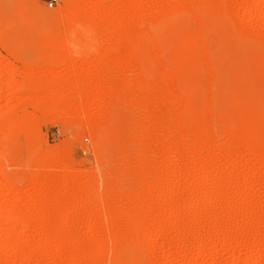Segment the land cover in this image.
I'll use <instances>...</instances> for the list:
<instances>
[{
  "label": "rangeland",
  "instance_id": "374dc122",
  "mask_svg": "<svg viewBox=\"0 0 264 264\" xmlns=\"http://www.w3.org/2000/svg\"><path fill=\"white\" fill-rule=\"evenodd\" d=\"M137 1L141 11L138 13L126 12L127 25L130 24L126 27L129 29H126V32H132L136 23H142L144 27H147L151 22L162 19L165 11L159 9L160 2L172 4L176 0H132L134 3ZM185 1H187V7L179 9V17L182 22L174 29L175 31L169 38L162 35L161 29L151 28L152 45L149 44L148 49H150L145 53L150 56L151 65L149 68L151 70L145 68L144 70L147 71L144 72L128 62L129 57H124L126 52L124 48L121 49L124 51L123 57L119 55L123 65L119 63L120 59H116L114 62H118L120 67H125V63H130L126 65V67L128 66L126 69L122 68L121 70L115 64H112L114 68L112 66L110 70L108 67H104L107 70L97 67L93 61L95 56L97 57L95 55L96 47L89 38H84L79 44H74L69 55L65 56L66 59L64 57V60H61L60 57L53 59L50 54L54 48L52 39L54 27L52 22L38 13L35 5L39 4L48 12H55L63 7L62 0L53 8H48L49 0H0V124L2 125V127L0 125V130L6 126L8 120H11V114H13L12 120L18 117V122L19 117L22 120L23 116L27 115L24 116L25 121H29L30 128L34 125L32 131L28 132L30 135L24 132L23 127L21 133L18 130L24 119L22 123L21 120L19 123L17 121V123L12 121L10 123L9 121V127L11 124L12 126L17 124L18 127L19 124L18 128L11 126V129L6 126V130L0 131L1 213L14 210L22 217H27L30 216L29 212L32 214L41 212L47 207L46 204L36 203L33 199L28 201L26 198L24 201V195L31 193V190L33 192L34 184L31 183L33 171L30 169H33L37 163L40 164L37 162L39 161L37 159L40 158L39 153L41 155L45 153L47 159H54L57 155L65 153L63 161L80 172L81 176L77 180L80 184L86 185L88 195L94 193L92 187L96 185L99 193L104 194L105 176L110 174L109 170L111 173L112 171L115 173L110 176H115L112 191L116 194H112L109 198L107 203L109 209L108 206H103L102 209L100 206L104 203L99 206V203L95 202L92 203L94 212H92L91 220H88L83 208L67 215L66 222L75 225L76 228L69 230L65 242L67 243L66 247L55 248L58 235L54 228L59 223L55 225L54 221L60 222L59 213H57L59 215H55L56 219L51 226H48L50 231L45 232L46 234L38 231L35 227H30L23 233L15 232L21 239L27 236L32 250L38 254L37 260L30 264H264V161L254 158V154L251 155L250 151H247L245 146L238 142L239 140L230 136L231 134H227V130L224 131L229 123H235L236 119H234L235 121L230 120L233 118L232 116L239 115L241 118L237 119V124L241 122L243 130L250 133L251 140L261 146L264 142L262 141L264 140L262 139L264 138V134H262L264 133V108L261 106L264 105V101H262L264 100V1L259 0L255 8H248L244 0H226L227 12L223 14L215 13L217 11L213 12L210 6L207 10L204 6L206 0ZM112 2V0H103L101 4H106V6L100 5L92 12L105 16V7L112 5ZM203 10H207V12ZM129 26L130 28H128ZM132 27L133 29H131ZM238 34L242 38H239ZM130 59L132 60L131 57ZM102 70L104 71L102 72ZM99 71L106 76L113 74L117 75V78L125 77L126 79L139 77V74L142 77L143 72L150 79L155 77L153 81L156 79L161 87L159 89L164 90L163 93L168 91L172 94L168 93L166 97L162 96V99H165L161 106H164L169 95L172 96L168 98L172 100L167 99L168 102L172 101L168 106L170 113L168 116L163 114L168 123L164 121L165 118L162 119L164 122L159 123V125L162 123L161 126L157 125L160 129L156 126L157 130L155 131V128L151 132L153 137L149 140L151 144L158 146V142H162V140L160 142L161 138L168 139L167 137H169L167 141L163 140L165 143L162 142V144H168L167 146L170 148H175L176 145L182 150V154L180 153L176 158L177 164L174 173V178L180 181L179 186L185 188L182 193H176L177 188H172L167 179L160 178L163 176L162 167L165 166L162 156L166 154L165 147L167 146L164 147L160 144L161 146L158 147L163 146L164 148H158L156 151L153 144L152 146L150 144L153 150L151 149V152L147 150L149 153L146 151L152 165L155 163L154 167H161L162 170L158 168V173L162 171L159 173L162 176L158 180V173L154 172L153 167V172L147 182L148 191L145 193L142 191L139 177L123 176L125 165L122 164V161L126 154L123 146L121 149L125 153L121 152L122 154L117 153L121 150L120 146L119 148L115 147L119 149L117 151L113 149L114 145L112 147V144L107 145L108 150L97 154L93 148V140L84 134L77 119L64 118L60 112H42L39 106L40 104L41 106L46 105L47 102L42 101L43 104L41 102L39 105L32 102L36 101L34 98H42L43 95L36 93V97L33 96L32 101L28 96L27 87H25L27 90L25 91L24 86L21 85L27 79L29 80V76L30 80L49 81L58 78L60 80L64 76L73 74L80 75L86 82H89L99 75ZM101 73L100 75H102ZM12 80L14 81L12 82ZM15 81L20 83L17 84ZM147 87H144L145 92L151 94L152 88L148 87L149 90L146 91ZM26 97L29 98L28 101ZM172 103L173 110L171 109ZM33 104L40 110L37 111ZM153 105H156V109H160L159 102L155 98ZM179 107L192 110V113L191 111L189 113L195 115L193 122L197 127L205 126L206 129L212 131L213 139L211 140L213 141H210L209 147L203 151L202 157H198L194 151V149L197 151V147L200 146L197 139L195 140L193 135L192 139L190 134H188L190 138L187 135V137H182L176 129L177 112L181 110ZM86 111H89L90 114L83 115L85 117L83 118L93 122L97 113L91 111L90 108ZM16 112L17 115H15ZM31 116L35 120H32ZM229 117V123L226 125ZM148 120L154 122L155 117L151 115ZM238 121L240 122L238 123ZM234 123L235 126L236 123ZM7 128L12 131L7 132ZM166 130L170 132H166ZM12 132L13 134H11ZM32 132L35 134L33 135ZM171 143L172 145H170ZM148 145L147 149H150L151 147L149 148ZM134 147L137 146H125L124 148L133 150ZM112 149L117 154H114ZM116 155L121 159L124 157L123 160L119 157L117 160ZM137 159L134 158L133 163H136ZM116 160L121 162L116 163ZM36 166L35 168H38ZM216 169L217 171H215ZM106 170L108 171L106 172ZM229 177L234 180L230 179L232 183L228 182ZM28 180L30 183L27 182ZM122 185L133 188H137L135 186L138 185L137 194L133 195L135 200L132 197V200L122 198L121 193L116 190ZM11 186L14 188L10 189ZM131 187L128 189L131 190ZM77 193V189H74L66 192L64 196L72 199ZM21 194L23 196H19ZM238 194L240 198L237 196ZM30 197L33 198V194ZM192 197H194L193 202ZM22 198L23 200H21ZM175 205L180 208L178 209L180 211L179 228L183 229L187 226L195 228L192 236L187 237L189 240L187 239L186 247L180 245L181 242L179 244L175 242L172 238L175 234L172 231H168L163 237L156 235L155 230L163 222L166 221V224L163 223L165 225H172L171 214H173ZM228 205L229 207L240 205L238 207L242 208L239 209L236 219V223L239 225H233V229L230 226L232 221L226 217V210L224 211ZM249 207L254 208L252 211L255 212L251 215L256 214V216L254 215V221L252 216H249V220L252 219L251 225H245L244 216L250 215L247 210L251 209ZM99 209L104 211H102L103 214ZM243 210L246 212L245 215ZM223 211L224 213H221ZM221 214H224L222 218L225 216L223 221ZM102 215L103 217H101ZM217 217L219 218L218 222H214L213 220ZM193 219L197 221H193ZM167 221L170 222L167 223ZM89 222L93 224L91 228L87 227ZM141 226L147 227L146 232L139 231ZM0 228L4 230L3 233H6L3 235L0 233L2 248L0 257L6 259L3 260V264H26L22 258V260L18 259L14 253L4 250L8 243L7 233L10 226L2 222ZM137 228L139 229L137 230ZM135 229L139 233H135ZM212 231L224 235L229 234L232 240L217 247L216 251L213 250V243H210L203 254H195L196 239L207 237L213 233ZM140 232H145V234L142 235ZM225 232L227 233L225 234ZM134 233L138 234L137 237ZM44 238H48L50 243L38 250L35 245ZM259 239L262 243L255 246ZM135 240L139 245L133 244L136 242ZM77 241L79 244H76ZM243 242H247L244 247ZM102 243L105 246L110 245V248L115 247V255L113 256V253L112 256L111 253L99 254V245ZM164 256H167L168 261L161 263L160 260Z\"/></svg>",
  "mask_w": 264,
  "mask_h": 264
},
{
  "label": "bare ground",
  "instance_id": "6f19581e",
  "mask_svg": "<svg viewBox=\"0 0 264 264\" xmlns=\"http://www.w3.org/2000/svg\"><path fill=\"white\" fill-rule=\"evenodd\" d=\"M102 1L103 0H62L63 7L60 8L59 10L55 11V12H48L39 4L35 5V8L38 11V13L42 17H44V18L48 19L50 22H52L53 27H54V37L52 38L53 42H54V48L50 54L51 58H53V59L58 58L59 59V57H60L61 60L66 59V57L69 55L71 47L74 44H76V43L79 44V42L81 40H84V38H89L93 42V44H95V47H96L95 48L96 54L95 53L94 54L97 55V57L95 56V59L93 61H95L94 63L97 65V67H99V68L100 67H102V68L108 67V69L110 70V68H112V66H113L112 64H115V66H117L119 63H122L121 65H123V62H121V59H120L121 56H119V55H122V57H123V55L125 54L124 57L125 56L129 57V60H131L130 57L132 58V60L131 61L128 60V62L132 63V65L134 67H138L140 70H143L144 72H146L147 70H151L149 68L150 67L149 65H151L150 56L149 55L147 56L145 54L147 52V50L150 49V48L148 49V46H149V44H151V41H152L151 38H153V36H151V33H150L151 28L161 29V31L164 32V34H163V32H161L162 35L166 38H169L172 35L171 33L175 31L174 29H176L177 26H179L181 24L180 22H182V20L179 17L180 16L179 9L187 7V1H185V0H176L172 4H169V3L165 4L166 2L161 1L159 4V9L165 11L164 17H162V19L151 22L147 27H144V25L142 23H136V25L134 26V30H132V32L131 31L126 32V29H127L126 27L128 25H130V24L127 25L128 21L126 19L127 17L125 16L126 12L127 13L128 12L129 13L130 12H132V13L140 12L141 7H140L138 1H137V3H134V2H132V0H112L113 1L112 5L111 4H110V6L108 5L109 6V7L107 6L108 8L105 7L106 8L105 12H104L105 16H102L100 13H93L92 12V10L94 8L100 7V5H104V4H101ZM244 1L246 2L248 8H255L259 3V0H244ZM262 1H264V0H262ZM206 2H207V4H205ZM206 2L204 3V6L206 9L208 8V6H210V9H213V12L217 11L215 13L221 12L223 14V13L227 12L226 11L227 7L225 8L226 0H208V1L206 0ZM206 5H207V7H206ZM104 6H106V4ZM207 10H203V11L207 12ZM225 18H226V16H225ZM128 28H130V26ZM131 29H133V27ZM127 30H129V29H127ZM238 36H240V35L238 34ZM239 38H242V37L240 36ZM122 48H124V51L126 50V52H128L129 54L126 52L124 53L123 50L121 51ZM151 50H153V48H151ZM91 51H92V49H91ZM63 57H64V59H63ZM93 58H94V55H93ZM116 59H120V62L119 63L114 62V61H116ZM122 59H124V58H122ZM122 61H125V60H122ZM130 63H127V64H130ZM127 64L125 63V65H124L125 67H120V65H118V67H120L121 70H122V68L126 69L128 67V66L126 67ZM132 65H130V66H132ZM113 68H114V66H113ZM145 68H149V69H147L145 71L144 70ZM152 68H154V67H152ZM125 69H123V70H125ZM105 70H107V69H105ZM103 71L104 70H102V72ZM100 73L93 80H91L89 82H86L82 76L76 75V74L64 76V78H62V79L60 78V80L58 78L56 80L51 79L49 81L48 80L39 81L40 79L38 81L37 80H30V76H29V80L28 79L26 80V78H28V77H26L25 78L26 82H24L25 80L23 79L22 81L24 83L22 81L21 82L24 85L23 84H21V85L24 86V89H25V87H27L28 96L31 97L30 98L31 100L33 99L32 98L33 96L36 97V95H35L36 93H40L43 95L42 98H38V97H36V99L34 98V100H36L37 102L36 101L34 102L32 100L33 101L32 103H35V104L37 103L38 105L42 101L47 102L46 105L41 106V104H40L39 107H40L42 112H44V113H48L51 111L52 112L53 111L54 112H60L64 118L77 119L78 122L81 124V127H82V130L84 131V134H87L93 140V143H94L93 148L97 154L102 153L105 150H108L107 145L112 144L111 145L112 147L114 145L113 149L117 150V151L119 149H116L115 148L116 146H118L117 148H119V146H120V149L123 146V149L126 152L125 155L123 154L125 156V158L122 157V159H121V157L116 155L117 160H118V157L121 160H123V158H124V160L122 161V164L125 165L123 176L124 177L125 176H127V177L128 176L129 177L130 176L139 177L141 179L140 182H141L142 191L146 193L148 191V187H147L148 178L152 174L153 167H154L153 165L155 164L154 163L152 165V162L150 161V159H148L149 158L148 155H146L147 150H149V151L151 149L153 150V148L151 147L153 143L151 144L150 143L151 141L149 139L151 137H153L151 132H153V130L155 128H156L155 129V131H156L157 127H158L157 125H159V123L163 121L162 119H164L165 116H168V114L170 113L169 112L170 108L168 106H170V103L172 101L168 102L167 99L169 97H172V96H170L172 94L168 91L163 93L162 91H164V90L161 91L159 89L160 85L156 81V79H154V81H153V78H155V77L150 79L147 75L145 76L143 74V72H142V77L140 76L141 74H139V77L136 76L137 78L131 77L128 79H126L124 77V75H123L124 78H121V77L117 78V75L115 76L113 74H110V75L106 76L104 73H101L102 75H100ZM110 73H112V72H110ZM103 74H104V76H103ZM106 74H107V72H106ZM111 75H113V76H111ZM119 76H120V73H119ZM147 78H148V80H146ZM13 81L14 80H12V82ZM168 82H170V81H168ZM15 83H17V81H15ZM18 83H20V82H18ZM184 83H186V82H184ZM146 85L148 87H150V89L152 88L151 94H148L147 92H145L144 87H147ZM148 87L146 88V91L149 90ZM157 89H159L160 92L159 91L157 92ZM194 90H196V89H194ZM25 91H27V90L25 89ZM168 93H170V95L165 100V103H164L165 108H163L164 106H161V104L163 103V99H165V98L162 99V96L166 97V95ZM163 94H165V95H163ZM26 95H27V93H26ZM154 98L159 102L160 109L159 108L156 109V105L155 106L153 105V99ZM195 98H197V97H195ZM26 99L28 101L29 98L26 97ZM26 99H25V101H26ZM168 100H172V99L170 98ZM262 101H264V100H262ZM262 101H261V104H262ZM42 104H43V102H42ZM33 105H32V107H33ZM171 106H172L171 109L173 110V103L171 104ZM261 106H262V108H264V105H261ZM34 107H35V109L37 108V111H38L39 107L35 106V105H34ZM88 108H90L91 111L97 113V117L94 119L93 122H89V121H86L84 119L85 117L83 115L90 114L89 111L88 112L86 111ZM180 108L181 107H179V109ZM181 110L177 112V116H178L177 118L178 119L176 122V129L178 130V132L180 133V135L182 137H185L187 135L190 138V136L188 135V134H190L191 137L193 135L195 140L197 139L200 146H199V148L197 147V151L195 149H194V151L198 157H202L203 151H206V149L209 147L208 145L211 144L210 141H213V140H211V139H213L212 138L213 136L211 134L212 131H209L210 129H206L205 126L197 127V125H195V122H193V120H194L193 116H195V115L191 114L192 115L191 116L189 113L190 111L192 113V110L189 111L187 108L186 109L181 108ZM40 114H41V112H40ZM193 114H195V113H193ZM12 115L13 114H11V120H8L7 124L9 123V121H10V123H11V121L15 123L18 120V117L16 116L17 119L14 118L13 120H15V119L16 120L13 121ZM15 115H17V112ZM148 115H150V116L153 115L155 117V121L154 122L149 121L150 119L148 120V117H150V116H148ZM24 116H23V119H24ZM197 116H198V114H197ZM230 117L228 118L226 125L229 123ZM232 117L233 118H231L230 120L235 121L234 119H236V121H235L236 124L234 122H232L231 124L229 123L227 126L225 125L226 128L224 131L227 130L226 131L227 134L229 133V134H231L230 136L239 140L238 142L242 146H245V149H247V151H250L251 155H252V153L254 154L253 155L254 158H256V159L259 158V160L261 159L262 161H264V142H262V146L254 143L251 140V138L249 137L250 133H247L246 131L243 130L242 126L240 125L241 122L238 121V123L239 122L240 123L237 124V119L239 118V115L238 116L236 115V117L235 116H232ZM20 118L21 117H19V122L21 120ZM31 118H32V120H35V119H33L32 116H31ZM240 118H239V120H240ZM196 119H198V118L196 117ZM22 120H21V123H22ZM164 121H166V123H168L167 118H165ZM28 122L25 121V119H24L23 124L20 123L22 126L20 125V127H19V124H18V127L20 128L18 130H20V133L22 132L21 131L22 127L24 128L23 130L25 133H28L30 130L32 131V129L34 128L33 127L34 125H32V128H30ZM233 123L235 124V126L233 125ZM7 124H5V125L7 127H9V124L8 125ZM161 124L159 126H161ZM197 124H198V122H197ZM229 125H231V126L233 125V126L232 127L230 126V128H228ZM6 126H4V128H2L0 131L3 132L4 130H6V128H5ZM11 126H12V124L10 125L9 128H11ZM15 126L17 127V124L13 125L12 128ZM1 127H2V125H1ZM165 127H167V126L165 125ZM168 129H169V126H168ZM261 129H262V127H261ZM261 129H260V132L262 131ZM10 130L8 129L7 132ZM169 130H166V132H168ZM25 133H23V134H25ZM11 134H13V132ZM28 134L30 135V133H28ZM34 134H35V132L33 133V135ZM262 134H264V133H262ZM7 137H9V135H7ZM193 137H192V139H193ZM167 138L169 139V137H167ZM168 139L161 138L160 142L162 140V142L165 143V141H167ZM262 139H264V138H262ZM148 140H149V145H148ZM163 140H165V141H163ZM262 141H264V140H262ZM162 142L161 143L158 142V144H159L158 146L164 145V147H165L168 145V144L167 145L162 144ZM150 144H151V146H150ZM129 145L137 146V147H134V149L136 148L135 150L132 148L134 151L131 149H128V148H126V149L124 148L125 146L131 147ZM147 145L149 146V148L150 147L151 148L147 149L148 148ZM170 145H172V143ZM158 146L156 144L155 145L153 144V147L155 148L156 151H158L157 150L158 148L163 147V146L162 147H158ZM165 148H166L167 152H166V154H164V156H162V157H164L163 159L165 161V166H164V168L162 167L163 172L160 171L163 173V176L159 175L160 172L158 173V171H159L158 168L161 169V167L157 168V166H155L156 169L154 167V172L157 171L158 180H160V178L161 179H164V178L167 179L169 182V185L172 188H177L176 193H178V194L182 193L185 190V188L179 186L180 181H177L174 178V173H175L176 164H177L176 158L178 157V155L181 153L182 150H180V148H178L176 145H175V148L174 147L170 148L168 146ZM167 148H168V150H167ZM113 149H112V151L114 152ZM123 149H121L120 152L118 151L117 153L118 154L121 152L125 153V152H123L124 151ZM161 150H164V149H161ZM31 151H32V149H31ZM92 151H93V149H92ZM112 151H111V153H112ZM194 151L192 150V152H194ZM117 153L114 152V154H117ZM39 154H40V158L37 159V160H39L37 162H40V164L37 163L38 165L37 164H36L37 166L35 165L38 168H35V166H33L34 170L30 169L31 171H33L32 172L33 173L32 179H31V183L33 182V184H34V185L32 184L34 186L33 192L31 190V193L25 194L24 195L25 198L24 197L23 198L25 199L24 201H26V198H27L28 201L33 199V201H35L36 203H39V204L44 203L47 205V207L44 209V211L42 210L41 212L39 211V212L33 213V214L31 212H29L30 216H27V217H22L20 215V213L15 212L14 210H10V211L8 210L7 212H4V213H1V211H0V213H1L0 214V225L2 222H4L10 226V228H9L10 230L7 233L8 243L6 244V247L4 248V250L6 252L14 253V256H16L18 259L22 258L26 264L28 262L30 264V262L37 260L38 254L32 250L31 245H29V238L27 236H25V237H23V239H21L20 237H18L19 235L15 234V232L19 231V232L23 233L25 230H29L30 227L31 228L35 227L38 231L43 232V233H45V232L47 233V231H50V230H48V228L51 226L53 221L56 219L55 215L57 213H59L60 215L59 214H57V215H59L60 222H58V221L55 222L56 220L54 221L55 225H56V223H59L58 226L57 227L55 226V228H54L57 231V232L55 231V233L58 235L57 236L58 241H56V243H55V248L56 249L64 248V247H66V244H67L65 242H66V237L68 236L69 230L76 228L75 225L66 222L67 221L66 220L67 215L68 214L70 215V213L71 214L75 213L78 210H80V208H83V210L87 214L86 217H88V220H91L92 212H94V210L92 211V206H93L92 203L98 202L99 206L102 205V203H104L102 206H100V208L103 209L105 206H108L107 208L109 209V205H107L109 198L112 194H116V193H113V191H112V183H113V179L115 176L110 177L112 175V173H113V175L115 174L113 171L111 173V170H109V171L106 170V172L108 171V173H110V174L105 176L106 179L104 178V180L106 181V183L103 187L104 188V194L99 193V189L96 185V186L92 187L94 193H92L91 195H88L86 193V190H87L86 185L80 184L77 180V178H79V176H81L80 172L76 171L70 165L65 164V162L63 161V157H64L63 155L65 153H63V155L62 154L57 155L54 159L48 158L49 160L47 159V156L44 155L45 153L42 155H41V153H39ZM123 155H120V156H123ZM134 158H136V159L138 158L137 159L138 161L135 160L136 163H133ZM118 162H121V161H117L116 163H118ZM158 166H160V165H158ZM27 167H28V165H27ZM215 171H217V169ZM26 174H28V173H26ZM104 175H106V174H104ZM25 176H27V175H25ZM160 176H162V177H160ZM231 178L232 177H229V180ZM229 180H228V182L232 183L231 180H233V179H231L230 181ZM27 182H29V180ZM193 184H195V183H193ZM217 184L219 185V183H217ZM217 184H216V186H217ZM216 186H215V189H216ZM11 187H10V189L14 188L13 186H11ZM128 187H131V186H128ZM128 187H127V185L126 186L122 185V187L119 188L121 190H119L118 188L116 190H118L121 193L120 195L122 196V198H125V199L130 198V200H132V199L135 200L134 199L135 197L133 195L137 194L136 190H138L137 188H139L138 185L135 186L137 188L131 187V190H129ZM74 189H77V191H78L77 195H75L74 198L69 199L66 196H64V194L66 192H70ZM241 189H243V188H241ZM133 190H135L134 191L135 193L133 192ZM23 194H21L19 196H23ZM30 194L31 195L33 194V198L30 197L31 196ZM237 196L239 197V194ZM131 197H132V199H131ZM23 198L21 200H23ZM125 199H124V201H125ZM144 199H145V197H144ZM127 200H126V202H128ZM193 201H194V197H192V202ZM174 202H176V201H174ZM239 204H241V203H239ZM238 206H240V205H237V207H231V206L229 207V205H228V207L224 209V211L226 210L225 211L226 217L230 221H232V223L230 225V226H232V228L230 227L231 229H233L234 226H237V224H238V223H236V219L238 217L239 209L241 208V207L239 208ZM61 207H62V209H59ZM251 207H253V206H251ZM251 207H249V208H251ZM107 208H106V210H107ZM173 209H174L172 211L173 214H171V216H172L171 217V219H172L171 224L172 225H169V226H171V228H168L169 226L165 225L166 224V221H165V222H163L165 224L162 223L163 225L161 224L155 230L156 235L159 237H161V236L163 237L164 235H166L168 233V231L169 232L172 231L175 234V235L173 234L174 237H172L175 240V242H177L178 244L181 242L180 245L182 244V246L186 247L187 242H188L187 237L189 235L192 236V234L195 231L194 230L195 228L193 229L192 226L191 227L187 226V228L184 227L183 229H181L182 227L179 228L178 225L180 222V213H179L180 211H178V209H180V208H178V206L175 205ZM253 209L252 208L250 210L247 209L249 211V212L248 211L247 212L250 215H247L246 212L243 210L244 215L245 214L247 215V216L243 215L245 217V221H244L245 225H249L250 221L252 219L254 221V215L256 216V214L251 215V213L255 212V211H252ZM100 211L102 212L103 210H100ZM224 211L221 213H224ZM103 212H102V214H103ZM106 213H104V214L106 215ZM223 215L224 214L220 215L221 218ZM257 215H258V213H257ZM220 216H218V217L220 218ZM249 216H252L251 220H249L250 219ZM101 217H103V215ZM214 217H216V216H214ZM218 217L215 218V220H213V221L218 222V219H219ZM221 218H220V220H221ZM223 218H222V221H223ZM229 220H227V221H229ZM193 221H197V220L193 219ZM169 222L170 221H167V223H169ZM92 226H93L92 222L91 223L89 222L87 227L91 228ZM244 227H246V226H244ZM247 228H248V226H247ZM138 229L139 228H137V230ZM146 229H147V227L145 228V227L141 226L139 231H145L146 232ZM137 230H136V232L135 231L134 232L137 233L138 232ZM198 230H197V232H199ZM3 231L4 230L0 228V233L2 235L5 233V232L3 233ZM52 232H54V231H52ZM145 232L144 233L140 232V233L142 235H144ZM226 233L227 232H225V234ZM137 235L135 234L136 237H137ZM196 240H197V245L194 249V253L201 255L207 250L210 243H213V245H214L213 250L216 251L217 247L225 245L227 242L231 241L232 239H230L229 234L224 235L222 233H218V232L214 231L211 235H207V237H205V236L198 237ZM79 241H77L76 244H79ZM48 243H50L48 238H44L41 242L37 243V245H35V246L38 250L39 249L41 250V248H44V246L48 245ZM246 243L247 242L242 243L243 247L246 245ZM261 243L262 242L259 239V240H257L256 245L255 244H253V245L257 246ZM133 244L139 245V243L137 241L133 242ZM99 246H100L99 247L100 249L98 250L99 254L111 253V256H112V253H113V256L115 255L114 254L116 252L115 247L110 248V245L105 246L104 243L100 244ZM111 246H113V245H111ZM126 246H128V245H126ZM184 247H183V249H184ZM0 249H2L1 246H0ZM0 253H1V251H0ZM3 260H6V259H3L0 257V264H3ZM167 261H168L167 256L162 257L160 260L161 263H166ZM245 264H248V263H245Z\"/></svg>",
  "mask_w": 264,
  "mask_h": 264
},
{
  "label": "built area",
  "instance_id": "2783aa9c",
  "mask_svg": "<svg viewBox=\"0 0 264 264\" xmlns=\"http://www.w3.org/2000/svg\"><path fill=\"white\" fill-rule=\"evenodd\" d=\"M61 0H49L48 8H53L60 3Z\"/></svg>",
  "mask_w": 264,
  "mask_h": 264
}]
</instances>
